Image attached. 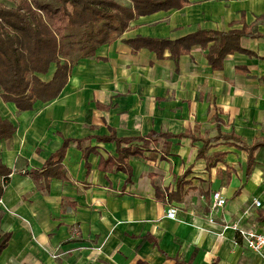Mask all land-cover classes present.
<instances>
[{"label":"crops","instance_id":"0c3cea01","mask_svg":"<svg viewBox=\"0 0 264 264\" xmlns=\"http://www.w3.org/2000/svg\"><path fill=\"white\" fill-rule=\"evenodd\" d=\"M242 28L264 35V0H192L131 21L121 37L73 65L56 99L18 111L0 97V118L16 127L0 140V159L11 169L0 198V232L11 237L0 264H264L224 228L237 221L264 234V165L246 178L247 152L231 139L197 156L201 139L218 130L247 144L264 139V37L242 36L240 46L253 55L228 54L220 70L200 45L175 64L121 40ZM112 131L167 135L147 148L132 145L142 154L129 158L128 179L126 170L99 168L101 158L117 157L116 142L100 139ZM185 132L199 139L179 136ZM66 140L61 161L47 167ZM31 169L52 173L45 190L25 173ZM215 190L226 202L213 209ZM170 205L174 218L166 216Z\"/></svg>","mask_w":264,"mask_h":264},{"label":"trees","instance_id":"16d2710c","mask_svg":"<svg viewBox=\"0 0 264 264\" xmlns=\"http://www.w3.org/2000/svg\"><path fill=\"white\" fill-rule=\"evenodd\" d=\"M191 2L192 0H131V4L123 5L115 0H0L1 99L13 103L18 111L31 110L38 101L46 103L56 99L67 84L73 65L80 59L94 56L99 46L121 37L131 21L158 11L180 9ZM68 4L71 6L70 10L67 8ZM60 6L67 18L62 35L51 24V19L59 12ZM242 36L264 37L242 28L227 31L197 29L175 39L136 36L121 40L132 51L147 49L158 59L169 57L175 64L181 55L190 52L192 46L200 45L207 50L205 57L212 69L220 70L228 54L242 52L253 55L240 46ZM166 52L168 55H165ZM52 66L54 71L51 78L43 79ZM15 130L12 122L0 118V140L10 139ZM166 135L150 131L146 137L119 138L112 131L110 135L100 139L116 142L117 157L101 158L99 168L126 170L129 179V158L142 154L140 148L135 146L132 149V145L140 142L142 147L147 148L151 140L157 141ZM179 136L199 139L189 132ZM218 139H231L238 143V148L247 152L246 178L251 175L255 164L264 165V139L247 144L233 131L222 133L218 130L215 137L202 138L203 146L198 150L197 156H204L209 143ZM66 146L67 140L47 159V167L61 161ZM10 173L11 169L0 159V198ZM25 173L42 190L48 187L52 174L47 169H31ZM236 194H239V190ZM258 220L264 221V210H259ZM10 237V232H0V254Z\"/></svg>","mask_w":264,"mask_h":264},{"label":"built area","instance_id":"2783aa9c","mask_svg":"<svg viewBox=\"0 0 264 264\" xmlns=\"http://www.w3.org/2000/svg\"><path fill=\"white\" fill-rule=\"evenodd\" d=\"M211 206L212 208L223 207L226 199L220 191L215 190L211 194ZM254 206H260V201L255 199L253 202ZM176 213V207L170 205L166 210V216L174 218ZM224 228H232L241 236L246 248L251 252L257 254L264 260V234L256 231L253 228H245L238 224L237 221L226 224Z\"/></svg>","mask_w":264,"mask_h":264},{"label":"rangeland","instance_id":"374dc122","mask_svg":"<svg viewBox=\"0 0 264 264\" xmlns=\"http://www.w3.org/2000/svg\"><path fill=\"white\" fill-rule=\"evenodd\" d=\"M67 6H68V8L71 9L69 4ZM62 10L63 9L60 6L59 12L57 14H55L54 17H52V19H51L52 27L59 35L63 34V32H64L63 29H64V26H65L66 21H67V18L63 14Z\"/></svg>","mask_w":264,"mask_h":264}]
</instances>
